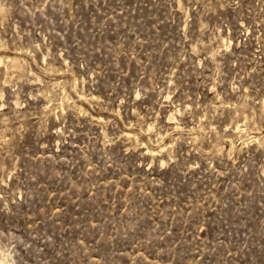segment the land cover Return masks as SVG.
Returning a JSON list of instances; mask_svg holds the SVG:
<instances>
[{
    "label": "rangeland",
    "instance_id": "rangeland-1",
    "mask_svg": "<svg viewBox=\"0 0 264 264\" xmlns=\"http://www.w3.org/2000/svg\"><path fill=\"white\" fill-rule=\"evenodd\" d=\"M1 254L264 264V0H0Z\"/></svg>",
    "mask_w": 264,
    "mask_h": 264
},
{
    "label": "bare ground",
    "instance_id": "bare-ground-1",
    "mask_svg": "<svg viewBox=\"0 0 264 264\" xmlns=\"http://www.w3.org/2000/svg\"><path fill=\"white\" fill-rule=\"evenodd\" d=\"M8 62V61H7ZM18 67V66H17ZM74 86V85H73ZM78 98V97H77ZM83 98V97H82ZM85 99V98H84ZM81 101H82V99H81ZM83 102V101H82ZM100 121V120H99ZM254 137V136H253ZM263 140V139H262ZM158 148V147H157ZM147 151L149 152V153H153L154 151L153 150H149V149H147ZM228 152V151H227ZM5 262H7V255H3V254H1L0 255V263H5Z\"/></svg>",
    "mask_w": 264,
    "mask_h": 264
}]
</instances>
